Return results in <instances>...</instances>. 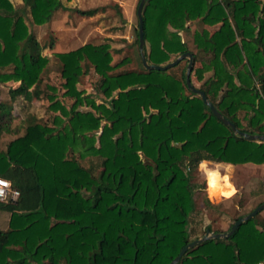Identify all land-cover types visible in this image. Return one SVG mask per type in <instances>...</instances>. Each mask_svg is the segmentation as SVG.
Listing matches in <instances>:
<instances>
[{
    "label": "trees",
    "instance_id": "1",
    "mask_svg": "<svg viewBox=\"0 0 264 264\" xmlns=\"http://www.w3.org/2000/svg\"><path fill=\"white\" fill-rule=\"evenodd\" d=\"M21 1L35 25L64 8L60 0ZM141 16L147 63L191 52L190 75L199 81L212 72L197 88L216 110L238 130L264 134V0H145ZM188 22L203 26L192 33L194 52L178 33ZM55 56L62 96L72 101L66 107L48 95L47 108L56 112L50 125L31 116L19 120L0 101V135L23 129L0 149V176L19 194L0 204L6 214L0 264H167L198 237L190 226L198 163L260 165L264 141L235 135L187 89L186 59L166 70L110 74L128 58L111 63L106 44L85 43ZM46 62L21 12L0 0V83L17 82L8 88L10 100L39 98ZM89 68L98 77L100 102L76 88ZM90 158L98 160L97 175L92 164H81ZM263 258L264 209L227 238L188 248L176 264Z\"/></svg>",
    "mask_w": 264,
    "mask_h": 264
},
{
    "label": "rangeland",
    "instance_id": "2",
    "mask_svg": "<svg viewBox=\"0 0 264 264\" xmlns=\"http://www.w3.org/2000/svg\"><path fill=\"white\" fill-rule=\"evenodd\" d=\"M14 8L19 10L30 32L41 45V55L47 59L46 65L40 73L41 90L38 99L27 101L21 96L10 100L8 88L17 85V82L0 83V101L10 103L11 112L19 119L34 117L37 122L51 124L56 112L47 108L50 103L48 95L64 104L66 107L71 99L62 96L63 88L60 77V63L55 56L56 52L73 50L85 43L94 45L106 44L111 53V63L127 57L128 61L117 66L110 74L124 71H140L143 69L136 36L137 0H60L64 8L53 12L50 20L41 25L31 22L27 6L21 0H9ZM96 8L92 16L80 15L77 10ZM187 28L178 31L181 39L191 51H195L192 44V33L200 30V23L188 22ZM212 29V28H210ZM52 43V44H51ZM143 46L147 45L144 43ZM177 57V56H176ZM198 58H206L198 54ZM180 66L172 70L179 72ZM212 75L211 71L204 72L201 80H196L191 74L190 79L195 87ZM97 75L92 68L79 76L76 88L100 102L102 98L95 92ZM242 124L245 123L243 112H238ZM17 121V120H16ZM14 121L13 123H16ZM23 129L17 134L2 133L0 135V149L16 136H21ZM83 166L93 165V172L99 171L98 160L95 158L81 161ZM191 182L197 184L194 192L195 211L192 214L191 224L197 238L204 232V226L209 225L211 232H225L235 218L250 211L259 201L264 200V163L260 165L242 164L230 165L205 161L198 163L192 173ZM28 179V178H23ZM10 189H15L10 186ZM17 190V189H15ZM18 191V190H17ZM29 197V192H26ZM32 198V196H31ZM9 199L1 201L5 204ZM6 214H0V225ZM261 215V213H259ZM193 236H191L192 238Z\"/></svg>",
    "mask_w": 264,
    "mask_h": 264
},
{
    "label": "water",
    "instance_id": "3",
    "mask_svg": "<svg viewBox=\"0 0 264 264\" xmlns=\"http://www.w3.org/2000/svg\"><path fill=\"white\" fill-rule=\"evenodd\" d=\"M144 2H145V0H139L138 4L136 6L137 40H138V50H139L140 62H141L142 67L145 70H166L170 67L175 66L180 60L186 59L187 62H186L185 72H184V81H185V85H186L187 89L190 90L192 93H195L196 95H198L201 98V100L203 101V103L208 107L210 112L214 115V117H216L224 125L228 126L230 128V130L235 135L242 136L243 138L248 139V140L264 141V134H257V133L253 134V133H247V132H243V131L238 130L232 122H230L225 116H223L219 111L216 110V108L213 106V104L206 98L204 92L192 84L191 79H190V73H191V69L193 66V55L191 52H189V51L183 52L180 55H178L177 57H175L172 61H169V62L162 64V65L161 64H149V63H147L144 52H143L144 41H143V37H142V16H141V12H142ZM263 209H264V201H262L260 204L253 207L247 213H245L241 216H238L231 223L228 230L225 232H211L208 229L205 230L204 234L201 237L193 239V240L189 241L188 243H186L185 245H183L182 247H180L177 254L167 264H176L179 261L180 257L183 255V253L188 248H191V247L201 243L202 241H204L206 239H210V238L224 239V238H227L229 235H231L233 233V231L236 229V227L241 222H243L249 218H252L258 212L262 211Z\"/></svg>",
    "mask_w": 264,
    "mask_h": 264
},
{
    "label": "built area",
    "instance_id": "4",
    "mask_svg": "<svg viewBox=\"0 0 264 264\" xmlns=\"http://www.w3.org/2000/svg\"><path fill=\"white\" fill-rule=\"evenodd\" d=\"M0 180H2V181H8V180H6L5 178H3L1 176H0ZM3 190H4V196L3 197H0V202L1 201H5L6 199H9V200L16 199V197H17L16 193H18L17 190L10 189V186L7 187V188H4ZM253 264H264V258L261 259V260H259V261H257V262H255V263H253Z\"/></svg>",
    "mask_w": 264,
    "mask_h": 264
},
{
    "label": "clouds",
    "instance_id": "5",
    "mask_svg": "<svg viewBox=\"0 0 264 264\" xmlns=\"http://www.w3.org/2000/svg\"><path fill=\"white\" fill-rule=\"evenodd\" d=\"M9 186H10V182L0 180V197L4 196V190L3 189L7 188ZM16 195L18 196L19 194L16 193Z\"/></svg>",
    "mask_w": 264,
    "mask_h": 264
}]
</instances>
